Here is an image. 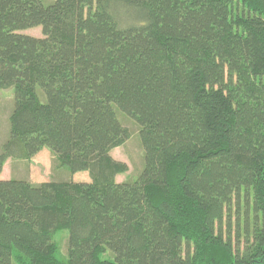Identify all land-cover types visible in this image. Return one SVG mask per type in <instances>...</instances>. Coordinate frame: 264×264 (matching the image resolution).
<instances>
[{"label":"trees","instance_id":"16d2710c","mask_svg":"<svg viewBox=\"0 0 264 264\" xmlns=\"http://www.w3.org/2000/svg\"><path fill=\"white\" fill-rule=\"evenodd\" d=\"M9 88L0 176L48 148L90 181L0 178V264H264V0H0Z\"/></svg>","mask_w":264,"mask_h":264},{"label":"rangeland","instance_id":"374dc122","mask_svg":"<svg viewBox=\"0 0 264 264\" xmlns=\"http://www.w3.org/2000/svg\"><path fill=\"white\" fill-rule=\"evenodd\" d=\"M21 33L42 37V30L40 27L30 28L27 30L20 31ZM41 100L44 102L46 100L45 94L41 89L38 90ZM14 109V91L12 88L1 89L0 90V152L2 145L8 140L10 134V123L9 117ZM115 111L119 121L131 132V138L122 146L115 148L111 154L112 156L120 161L125 162L128 165V171L125 174L118 175L117 182H132L134 181L142 172L144 168V149L142 146L141 138L139 135V126L138 124L131 119L128 115L122 112L117 106H115ZM46 156L42 155L35 163V175L37 180H56L59 181V178H65L62 180H70L72 174L66 169L60 166L59 161L56 159V156L48 149L44 148ZM15 161V162H14ZM24 161V163L22 162ZM31 160H19L12 159L11 162H8L6 165L7 172L5 176L12 172L22 171L23 169L30 166ZM20 163V164H19ZM28 165V166H27ZM13 179H18L16 175H12ZM51 178V179H50ZM225 229L228 228L225 227ZM68 230H59L53 235V239L58 245L59 248V257L65 258L68 252ZM233 239H235L233 237Z\"/></svg>","mask_w":264,"mask_h":264},{"label":"crops","instance_id":"0c3cea01","mask_svg":"<svg viewBox=\"0 0 264 264\" xmlns=\"http://www.w3.org/2000/svg\"><path fill=\"white\" fill-rule=\"evenodd\" d=\"M46 152L47 151H45V149H42L39 153H37L31 159L30 166L25 168V169H23L22 171L20 170V171H17V172L13 173L12 170H11L10 171L11 176H10V174H8L9 176H5V172H7L6 171L7 170L6 165L8 164V162H11V159H8L7 162L4 165L3 172H2V174L0 176V178L4 179V180H9V179H13V178H8V177H12V175H16L17 177H20V178H18V180H28V181H30L33 184H40V183L49 181V179H46V180L44 179V180H39L38 181L37 178H36V175H35V171H36L35 170L36 169L35 168V163H36V160L39 159L42 155L46 156ZM22 162L24 163V161H22ZM64 177L66 178V176H64ZM65 178H59L60 179L59 181H75V182H89L90 181V175H89V173L87 171L77 172V173L73 174L70 180H62V179H65Z\"/></svg>","mask_w":264,"mask_h":264}]
</instances>
